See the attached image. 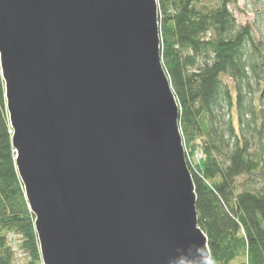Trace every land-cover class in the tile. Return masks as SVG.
Masks as SVG:
<instances>
[{
  "label": "water",
  "instance_id": "obj_1",
  "mask_svg": "<svg viewBox=\"0 0 264 264\" xmlns=\"http://www.w3.org/2000/svg\"><path fill=\"white\" fill-rule=\"evenodd\" d=\"M0 65L43 264H210L158 0H0Z\"/></svg>",
  "mask_w": 264,
  "mask_h": 264
},
{
  "label": "trees",
  "instance_id": "obj_2",
  "mask_svg": "<svg viewBox=\"0 0 264 264\" xmlns=\"http://www.w3.org/2000/svg\"><path fill=\"white\" fill-rule=\"evenodd\" d=\"M158 1L210 264H264V39L237 22L239 0ZM12 139L0 65V264H14L12 235L29 264H43Z\"/></svg>",
  "mask_w": 264,
  "mask_h": 264
},
{
  "label": "rangeland",
  "instance_id": "obj_3",
  "mask_svg": "<svg viewBox=\"0 0 264 264\" xmlns=\"http://www.w3.org/2000/svg\"><path fill=\"white\" fill-rule=\"evenodd\" d=\"M238 2V4L231 6V11L237 22L242 26H253L257 40L264 39V0H239ZM226 82L230 83L229 80ZM12 133L14 134L13 131ZM199 159L200 155L197 154L196 160ZM9 238L15 251L14 264H29V258L20 247L21 238L15 235L9 236Z\"/></svg>",
  "mask_w": 264,
  "mask_h": 264
}]
</instances>
